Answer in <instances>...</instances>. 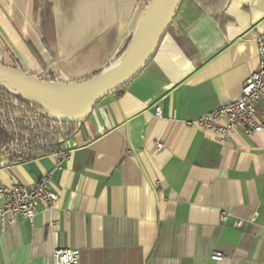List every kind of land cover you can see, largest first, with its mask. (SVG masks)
Instances as JSON below:
<instances>
[{"label": "crops", "instance_id": "crops-1", "mask_svg": "<svg viewBox=\"0 0 264 264\" xmlns=\"http://www.w3.org/2000/svg\"><path fill=\"white\" fill-rule=\"evenodd\" d=\"M147 1L0 0V62L89 81L123 57ZM263 34L264 0L216 13L185 0L152 59L58 149L1 156L0 185L55 170L58 200L32 222L0 220V264H54L57 248L78 250L79 264H264V133L221 140L186 124L237 99ZM256 112L264 120V97Z\"/></svg>", "mask_w": 264, "mask_h": 264}, {"label": "water", "instance_id": "water-1", "mask_svg": "<svg viewBox=\"0 0 264 264\" xmlns=\"http://www.w3.org/2000/svg\"><path fill=\"white\" fill-rule=\"evenodd\" d=\"M182 1L153 0L151 4L156 3L155 12L147 23L137 47L121 65L110 71L96 87L75 90L70 85L79 83L64 84L46 81L28 74L16 66L1 62L0 80L6 81L9 85L20 89L26 94L18 93L17 95L27 96L39 103L47 111L48 116L54 120L68 124H80L104 97L126 86L152 59L167 29L173 23ZM133 39L134 35L126 52ZM0 89L14 95L6 87L0 85Z\"/></svg>", "mask_w": 264, "mask_h": 264}, {"label": "built area", "instance_id": "built-area-1", "mask_svg": "<svg viewBox=\"0 0 264 264\" xmlns=\"http://www.w3.org/2000/svg\"><path fill=\"white\" fill-rule=\"evenodd\" d=\"M258 65L244 81L236 100L226 103L215 111L208 113L188 126L196 125L203 130L212 132L221 140H225L236 131L244 135L264 133V120L259 119L256 103L264 97V34L256 39ZM155 117L161 119V110L155 107ZM155 147L161 149L160 143ZM57 164L56 168H59ZM54 171H49L31 187L21 184L12 186L0 185V220L12 226L18 220L32 222L38 211L49 212L58 200V195L52 187ZM221 253H214L210 259L218 261ZM54 264H79V252L76 249L57 248L53 252Z\"/></svg>", "mask_w": 264, "mask_h": 264}, {"label": "trees", "instance_id": "trees-1", "mask_svg": "<svg viewBox=\"0 0 264 264\" xmlns=\"http://www.w3.org/2000/svg\"><path fill=\"white\" fill-rule=\"evenodd\" d=\"M152 1L148 0L145 6ZM226 2L227 0H192L199 11L213 13L220 12ZM131 40L132 38L127 40L120 56ZM77 125L58 122L48 116L47 111L33 99L12 95L0 89V157H7L8 163L36 159L58 149L73 134Z\"/></svg>", "mask_w": 264, "mask_h": 264}, {"label": "bare ground", "instance_id": "bare-ground-1", "mask_svg": "<svg viewBox=\"0 0 264 264\" xmlns=\"http://www.w3.org/2000/svg\"><path fill=\"white\" fill-rule=\"evenodd\" d=\"M155 9H156V3L154 2L153 4H151V6L148 7L147 11L145 12L142 19L140 20V23L137 27V31L134 34V39L132 41V44L129 47L128 51L123 55L122 58H120L114 65H112L111 67L106 69L97 78L90 80L88 82H83V83H79V84H72V85H70V87L72 89H75V90L90 89L92 87H96L101 82V80L108 75V73L110 71H112L113 69H115L116 67L121 65V63H123L132 54L134 49L137 47V45L141 39L142 33H143L147 23L149 22L150 18L154 14ZM0 85L3 87H6V89H9V91H11L14 94L23 93L20 89L14 87L12 85H9L6 81L0 80ZM8 93H10V92H8ZM23 95H26V94L23 93ZM25 97H27V96H25Z\"/></svg>", "mask_w": 264, "mask_h": 264}, {"label": "rangeland", "instance_id": "rangeland-1", "mask_svg": "<svg viewBox=\"0 0 264 264\" xmlns=\"http://www.w3.org/2000/svg\"><path fill=\"white\" fill-rule=\"evenodd\" d=\"M43 80H46V79H43Z\"/></svg>", "mask_w": 264, "mask_h": 264}]
</instances>
